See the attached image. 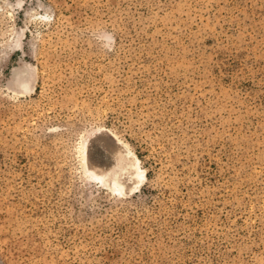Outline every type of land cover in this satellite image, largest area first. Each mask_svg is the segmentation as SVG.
Wrapping results in <instances>:
<instances>
[{
    "label": "rangeland",
    "instance_id": "obj_1",
    "mask_svg": "<svg viewBox=\"0 0 264 264\" xmlns=\"http://www.w3.org/2000/svg\"><path fill=\"white\" fill-rule=\"evenodd\" d=\"M0 264H264V0H0Z\"/></svg>",
    "mask_w": 264,
    "mask_h": 264
},
{
    "label": "bare ground",
    "instance_id": "obj_2",
    "mask_svg": "<svg viewBox=\"0 0 264 264\" xmlns=\"http://www.w3.org/2000/svg\"><path fill=\"white\" fill-rule=\"evenodd\" d=\"M35 89L34 87L32 91ZM90 156L95 163L100 165H111L119 162L123 172L118 177L105 179L102 174L85 168L86 174L90 178L99 181L116 195L130 196L136 193L146 180V171L141 167L137 155L127 144L106 129H101L99 135L93 140Z\"/></svg>",
    "mask_w": 264,
    "mask_h": 264
}]
</instances>
